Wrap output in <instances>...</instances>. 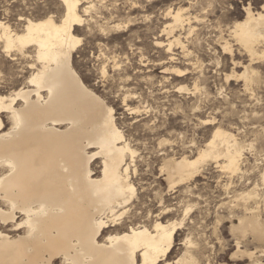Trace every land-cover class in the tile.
I'll list each match as a JSON object with an SVG mask.
<instances>
[{"label":"rangeland","instance_id":"rangeland-1","mask_svg":"<svg viewBox=\"0 0 264 264\" xmlns=\"http://www.w3.org/2000/svg\"><path fill=\"white\" fill-rule=\"evenodd\" d=\"M81 3L84 21L74 30L81 40L73 52L74 66L114 108L118 126L137 151L133 161L129 159L136 194L117 227L142 222L152 226L157 219L181 223L172 249L158 264H183L185 255L196 264L264 263V235L233 227L251 215L264 227V43L252 56L232 33L247 10H263L264 0ZM179 8L184 21L175 27L168 12ZM65 11L62 0H0V21L12 33L22 32L25 20L52 16L59 22ZM2 40L0 94L10 95L28 85L37 60L35 47L10 53ZM227 43L231 50L224 49ZM247 67L251 80L243 75ZM2 118L5 129L10 128L7 113ZM216 127L231 132L243 148L241 171L223 167V158L210 159L192 178L171 187L165 161L196 156ZM92 167L99 175L101 159ZM250 191L253 197L241 196ZM22 218L17 213L16 220ZM0 230L11 235L24 232L15 222L2 220ZM56 263L63 264L61 259Z\"/></svg>","mask_w":264,"mask_h":264},{"label":"bare ground","instance_id":"bare-ground-1","mask_svg":"<svg viewBox=\"0 0 264 264\" xmlns=\"http://www.w3.org/2000/svg\"><path fill=\"white\" fill-rule=\"evenodd\" d=\"M62 1L66 11L59 22L52 16L30 19L22 32L12 33L0 21L4 48L23 54L33 46L39 64H34L26 87L0 94V220L24 228L17 235L0 230V264H57L58 259L63 264H158L172 249L181 223L157 219L152 226L142 222L117 227L136 194L129 159L133 161L137 151L118 126L114 108L76 70L73 52L81 40L74 30L84 21L82 3ZM262 9L247 10L246 17L233 25L234 37L252 56L264 43ZM182 11L168 12L175 27L183 24ZM231 48L224 45L225 50ZM248 70L243 75L251 80ZM2 113L11 121L8 129ZM235 139L216 127L196 156L168 158L163 169L171 187L192 178L210 159L223 158V167L239 171L243 148ZM97 159L102 163L99 175L92 167ZM241 196L251 198L252 191ZM119 208L124 211L117 214ZM17 213L23 216L20 222ZM233 227L264 235L263 223L255 215L241 217ZM180 262L196 264L188 255Z\"/></svg>","mask_w":264,"mask_h":264},{"label":"snow or ice","instance_id":"snow-or-ice-1","mask_svg":"<svg viewBox=\"0 0 264 264\" xmlns=\"http://www.w3.org/2000/svg\"><path fill=\"white\" fill-rule=\"evenodd\" d=\"M24 23H27V21L25 20Z\"/></svg>","mask_w":264,"mask_h":264}]
</instances>
